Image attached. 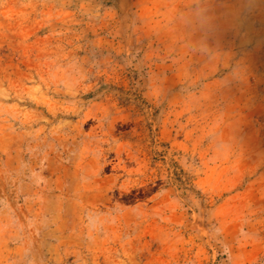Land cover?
<instances>
[{"label": "rangeland", "instance_id": "rangeland-1", "mask_svg": "<svg viewBox=\"0 0 264 264\" xmlns=\"http://www.w3.org/2000/svg\"><path fill=\"white\" fill-rule=\"evenodd\" d=\"M0 264H264V0H0Z\"/></svg>", "mask_w": 264, "mask_h": 264}]
</instances>
